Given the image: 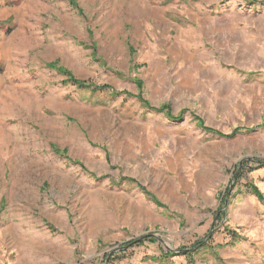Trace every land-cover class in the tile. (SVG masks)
<instances>
[{"label": "rangeland", "instance_id": "rangeland-1", "mask_svg": "<svg viewBox=\"0 0 264 264\" xmlns=\"http://www.w3.org/2000/svg\"><path fill=\"white\" fill-rule=\"evenodd\" d=\"M74 1L0 0V264H264V0Z\"/></svg>", "mask_w": 264, "mask_h": 264}, {"label": "trees", "instance_id": "trees-1", "mask_svg": "<svg viewBox=\"0 0 264 264\" xmlns=\"http://www.w3.org/2000/svg\"><path fill=\"white\" fill-rule=\"evenodd\" d=\"M72 3L75 4V1L72 0ZM49 66H50L51 68H53V69H57L58 72H59L61 75L64 76L65 83L71 84V85H73V86H75V87H77V88H79V89H90V90H92V91L109 89V90H110L114 95H116V96H118V95L121 94V93H119L118 91H116V90H114L113 88H111L109 85H95V84L89 83L88 81L81 80V79L75 77V75H74L71 71H69L68 69H66V68H64V67L58 66L57 64H50ZM137 84H138L139 88L142 87V82H141L140 80H137ZM140 90H141V89H140ZM123 93H124V92H123ZM124 94L127 95V94H129V93L125 92ZM142 95H143V94L140 92V94L137 95L136 97H138L139 100L144 101V98L142 97ZM145 106L148 107V108H150L151 110L158 111L157 108H153V107L149 106L148 102H146V101H145ZM167 115H168L170 118H173V119L175 118V117L172 116L170 113H167ZM180 117H181V116H180ZM203 128H204L205 131H208V132H210V133H214V134H217L218 136L226 137V138L231 137V136H233V135L239 133V131H240V129H237V130H235L233 133H231L230 135H223L221 132H219V131H217V130L211 128V127L206 126V127H203ZM250 130H253V129H248V130H246V131L249 132ZM254 163H258V165H256V167H254V168L264 167V160H256V161H254ZM254 168L251 167V170H253ZM252 191H253V193H255V194H256L261 200L263 199V196H262L261 192L258 190L257 187L253 186V187H252ZM228 233L232 236V238H233L234 241L239 240V239L241 238L240 235H238V234H237L236 232H234V231H229ZM147 240L155 241V239H154V238H151V237H148ZM135 243H138V244L140 245V244L143 243V241H140V242H139L138 240H137V241H133V242L131 241V242H129L128 244H135ZM201 245H202V246H203V245H204V246H207L206 244L203 243V241H199L198 244L195 245V247H199V246H201ZM195 252H196V251H195ZM180 254H181V255H186V257H187L188 260H189V264H195V260L193 259V254L191 253V251L188 252V251L182 250V253H180ZM175 255H177V254H176V253H173V252H168V253L163 254V256H164L165 258H168V257H170V256H175Z\"/></svg>", "mask_w": 264, "mask_h": 264}]
</instances>
